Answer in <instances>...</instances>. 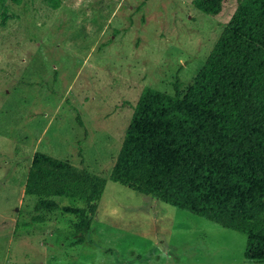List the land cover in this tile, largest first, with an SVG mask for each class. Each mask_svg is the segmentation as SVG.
I'll return each instance as SVG.
<instances>
[{
  "label": "rangeland",
  "instance_id": "obj_1",
  "mask_svg": "<svg viewBox=\"0 0 264 264\" xmlns=\"http://www.w3.org/2000/svg\"><path fill=\"white\" fill-rule=\"evenodd\" d=\"M235 5L0 0V264H253L243 234L108 180L141 88L184 92ZM35 150L106 180L80 244L62 209L78 201L30 222Z\"/></svg>",
  "mask_w": 264,
  "mask_h": 264
},
{
  "label": "trees",
  "instance_id": "obj_2",
  "mask_svg": "<svg viewBox=\"0 0 264 264\" xmlns=\"http://www.w3.org/2000/svg\"><path fill=\"white\" fill-rule=\"evenodd\" d=\"M191 2L208 15L222 6ZM108 180L243 234L245 259L264 264V0H236L184 92L177 78L172 94L141 88ZM105 182L35 150L23 184L30 222L43 223L54 198L78 201L62 209L75 218L67 244L82 243Z\"/></svg>",
  "mask_w": 264,
  "mask_h": 264
},
{
  "label": "crops",
  "instance_id": "obj_3",
  "mask_svg": "<svg viewBox=\"0 0 264 264\" xmlns=\"http://www.w3.org/2000/svg\"><path fill=\"white\" fill-rule=\"evenodd\" d=\"M25 181V180H24ZM24 181H23V183H24ZM22 195H23V184H22Z\"/></svg>",
  "mask_w": 264,
  "mask_h": 264
}]
</instances>
